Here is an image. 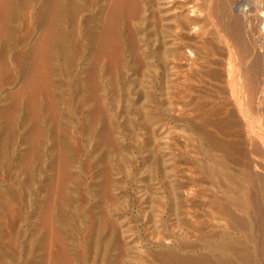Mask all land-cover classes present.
Returning <instances> with one entry per match:
<instances>
[{"label": "bare ground", "instance_id": "obj_1", "mask_svg": "<svg viewBox=\"0 0 264 264\" xmlns=\"http://www.w3.org/2000/svg\"><path fill=\"white\" fill-rule=\"evenodd\" d=\"M248 9L0 0V264H131L115 211L130 181L177 227L157 238L181 254L159 249L154 262L264 264V33ZM176 73L213 98L191 80L196 95L177 99ZM199 208L215 222L195 220Z\"/></svg>", "mask_w": 264, "mask_h": 264}, {"label": "rangeland", "instance_id": "obj_2", "mask_svg": "<svg viewBox=\"0 0 264 264\" xmlns=\"http://www.w3.org/2000/svg\"><path fill=\"white\" fill-rule=\"evenodd\" d=\"M232 1H234L235 3L236 2H240L241 1V3L243 4V5H245V6H247V9H248V6L250 7L251 5H253L254 6V8L256 9V8H258V10H256V12H254L253 13V18H252V20H251V23L250 24H248L249 26H248V28L249 29H252L253 31L254 30H257L256 32H258L259 31V34H263L264 33V27H262L261 26V24H263V22H264V0H262V1H258V0H253V1H255V3H253L252 2V0H243V2H242V0H232ZM262 2V3H261ZM253 3V4H252ZM251 4V5H250ZM256 4V5H255ZM258 5V6H257ZM253 6H251L252 8H253ZM256 6V7H255ZM249 8L248 10H249V12H252V11H254L255 9L253 8ZM259 9H261V10H259ZM247 10V11H248ZM258 11H259V13H258ZM237 11H235V12H233V13H230L228 16H231V17H233V15L235 16L236 14H234V13H236ZM255 15V16H254ZM260 19V20H259ZM259 20V21H258ZM210 20H208V21H206L207 23L206 24H208V26L209 27H207V29H209L210 28V30L209 31H211V29L213 30V26L211 27L210 25H209V22ZM253 21V22H252ZM206 24H205V26H206ZM259 25V26H258ZM243 26H245V25H243ZM256 27V29H255V27ZM264 26V25H263ZM259 29V30H258ZM208 31V33H210V35H213V33H214V30H213V32L211 31V32H209ZM206 32H207V30H206ZM255 32V31H254ZM206 34L204 37H206V36H209V38L211 39L212 37L209 35V34ZM261 34V35H262ZM264 35V34H263ZM206 38H208V37H206ZM263 54V53H262ZM215 55H216V53H215ZM264 56V55H263ZM261 58H262V60H260L261 58H259L258 57V60H260V61H263V57L262 56H260ZM258 64H260L261 65V63H258ZM259 65V66H260ZM177 74V75H176ZM175 75L176 76H178V73H176ZM181 76V75H180ZM180 76H178V77H175V80H176V85H177V87L178 88H176L177 90H179V88L181 87V89H184L183 91L182 90H179V91H177L176 92V98L178 99V97H177V95H179V97L180 98H182V97H184V98H186V99H188V98H190L189 96L190 95H196L197 94V96H199L200 98H204V95L202 94V93H207V91L208 90H206L207 88L210 90V91H208L209 93L208 94H210L211 93V95H212V93H213V90L212 89H210V88H212V86H210L211 84H208L209 82H207V83H205L206 84V88L204 87V83H203V85H201L200 84V82L198 83V82H196V81H198V80H196V81H193L192 79H194V77L192 76H189V79H190V77H191V79H190V81L186 78V77H184V76H182V77H180ZM264 76V75H263ZM177 78V79H176ZM180 79V80H179ZM181 79H183L186 83H184V81L182 82L181 81ZM193 81V83H192V81ZM197 84H196V83ZM178 83V84H177ZM194 84V85H197V86H199V88L197 87V86H193L192 84ZM180 84H182V85H184L183 87L180 85ZM208 85V86H207ZM187 86V87H186ZM201 86V87H200ZM209 86H210V88H209ZM189 87V88H188ZM197 87V88H196ZM203 87L205 88V90H203ZM187 89V91H186V89ZM190 88H196L198 91V93H196V89L194 90L193 89V91H192V89H190ZM203 90L204 92H202L201 93V91L200 90ZM188 90H191L190 92L191 93H189L188 92ZM212 90V91H211ZM182 91V93H180ZM195 91V93L196 94H194V93H192V92H194ZM199 91H200V94H199ZM188 92V93H187ZM186 93V94H185ZM189 94V95H188ZM183 95H188V96H183ZM206 96H210V95H205V97ZM208 97H206L205 99H209ZM179 98V99H180ZM211 98H213L212 96H210V99ZM186 99H180L181 101L183 100H186ZM182 119L180 118V119H178V121H176V125H175V127H176V132L174 131V137H176V139H177V141H179L180 143H182V142H185L186 140H185V138H183V132L181 131V129L182 128H180V127H178L179 125L180 126H182L183 124L180 122ZM180 123V124H179ZM262 126H264V125H262ZM262 126H261V128L260 127H257L259 130H261V131H263L264 130V128H262ZM178 137V138H177ZM182 137V138H181ZM130 138V137H129ZM129 138L127 137L125 140H124V142H125V144H126V147L128 148V149H126V151L128 150L129 152H131V154L133 153V152H135L134 151V149H133V142H132V140H129ZM185 140V141H184ZM176 141V142H177ZM178 142V143H179ZM130 143V144H129ZM131 145V146H130ZM129 147L131 148V150L129 149ZM175 148H177V147H175ZM127 151V152H128ZM178 151V150H177ZM128 152V153H129ZM127 153V154H128ZM130 154V155H131ZM135 154V153H134ZM129 155V154H128ZM179 155V156H178ZM177 161H178V163H179V165L181 164V166H182V163L184 164V161H183V159H182V156H181V153L179 154H177ZM259 158H260V160L262 161V165H263V170H264V153H262V154H258L257 155ZM261 157H262V159H261ZM180 158V159H179ZM182 162V163H181ZM118 174L116 175V177L117 178H121L122 176H121V174H120V172H117ZM127 184V186H124V185H122V190H123V196L124 197H122V199L124 198V203H122L123 202V200L119 203L120 204V206H121V209H120V211L118 210L120 207H119V204H118V206H117V210H116V208H115V211H116V216H118L117 217V221H122L121 223L120 222H118V224L120 223V225L122 224L124 227H125V229H124V227L121 225V228L123 227V230H125V232L124 233H126L125 234V236H126V239L128 240L127 241V243L129 244L128 246H131V248H130V250H129V252L131 251L132 252V254H131V252H130V254L132 255V261H131V264H145V262H146V264H166V263H162V262H160V263H157V262H154L153 260H152V255L153 254H156L157 252L158 253H160V252H164L165 250H166V248L167 247H169V250H170V252H172V253H175L176 254V252L179 250L177 247H175V242L172 240V237L169 235V236H166V238H165V241H161L160 239H158L157 238V236L158 235H161V234H163V233H166L167 231H169L170 229V227L169 226H171V225H174V227H176L175 226V224H173V219H170L171 218V216H168V214L167 213H169L168 211H169V209L168 208H165V209H163V208H161V206L159 207L158 206V201H161V199H157V198H153L154 199V201H156L155 203L157 204V206L159 207H157L156 205V207L154 206V210L151 212V210H150V208L148 207V205H149V203H147L148 202V200L145 198H143V199H141V200H143V202L146 200V202H144V204H146V205H143V202L138 198L139 196L138 195H140V193L138 194V192L137 191H135L133 188L134 187H136V184L135 183H133V182H129V184H128V182L126 183ZM125 184V185H126ZM132 185H134V186H132ZM263 186V187H262ZM264 185H260L259 186V191L261 192V194H263V197H264ZM263 189V190H262ZM262 190V191H261ZM118 192L120 191V190H117ZM154 192L155 190H149L148 191V193H151V192ZM160 192L162 193V191L160 190ZM259 192V193H260ZM160 193V194H161ZM153 195L155 194V192L154 193H152ZM160 194H158V195H160ZM149 195V194H148ZM156 197V196H155ZM140 200V202H138L139 200ZM158 200V201H157ZM154 201H153V203H154ZM123 205H122V204ZM145 208V210H144V208ZM164 206V205H163ZM119 207V208H118ZM165 207V206H164ZM147 208V209H146ZM149 208V209H148ZM197 208V207H196ZM195 208V209H196ZM161 209V210H160ZM168 209V210H167ZM200 209L201 208H199L198 210H197V213H196V215H194V217L196 216V218H194L195 220L197 219V215H199L200 216V214H198V211L199 212H201L202 213V215H204L203 214V210H201L200 211ZM156 210V211H155ZM145 211H147V212H145ZM121 212V213H120ZM144 212H145V214H144ZM160 212V213H159ZM118 214V215H117ZM167 214V215H166ZM207 214V215H206ZM205 214V216H202V217H204L203 218V220H207V217L209 218V219H211V220H209L210 221V223L212 222V221H214L212 218H210V216H209V214L208 213H206ZM121 217H120V216ZM149 215V216H148ZM153 215H155V216H153ZM157 215V216H156ZM148 216V217H147ZM159 216V217H158ZM201 217V216H200ZM261 217H262V219H261ZM260 218L258 217V219H257V221L259 222V224L262 226H264V224H262L263 222H264V217L263 216H261ZM118 218H120L121 220H119ZM151 218V219H150ZM199 218V217H198ZM193 219V222L195 223V220ZM201 220H202V218H200ZM200 219H198L199 221H200ZM154 220H155V222H154ZM157 220H158V222H157ZM192 220V219H191ZM152 221V222H151ZM164 221V222H163ZM186 221H189V219L188 220H186ZM209 221H208V224H209ZM260 221L262 222V223H260ZM191 222V221H190ZM198 221H196V223H197ZM202 222V221H201ZM207 222V221H206ZM205 221L204 222H202L203 224H204V226H205V229H210V225L212 226V227H214V226H217V224H214V222L212 223V224H209V227H208V224L206 223ZM199 223V222H198ZM159 224V225H158ZM170 224V225H169ZM119 225V226H120ZM159 226V227H158ZM204 226H203V228H204ZM262 226V237H264V227ZM153 227H154V229H153ZM173 227V228H174ZM177 228V227H176ZM176 228H175V230H176ZM166 229V230H165ZM127 231V232H126ZM129 233H130V235H129ZM156 234V235H155ZM132 235V237L130 238V236ZM191 236H193L192 234L190 235V234H186V235H184L182 238V242L183 243H188V242H190V238H192ZM129 239H128V238ZM168 237V238H167ZM160 240V241H159ZM186 241V242H185ZM263 242H264V240H263ZM263 246H264V244H263ZM165 248V249H164ZM159 249L160 250H162V251H160L159 252ZM174 249V250H173ZM176 249H177V251H176ZM168 250V248H167V251H169ZM137 253H136V252ZM150 251H151V255H150ZM153 251V252H152ZM156 251V252H155ZM175 251V252H174ZM140 252V253H139ZM182 252H184V251H182ZM147 253H148V255H147ZM178 253H180L181 254V249L179 250V252H177V254ZM185 253V252H184ZM182 254V255H187V254H189L188 252H186L185 254ZM180 254H178V255H180ZM192 254H194V253H192ZM254 254V253H253ZM133 255H134V257H133ZM137 255V256H136ZM262 255H263V253H262ZM135 258H136V260H135ZM149 258V259H148ZM256 258H257V256H256ZM263 258H264V255H263ZM258 259L259 260H261L259 257H258ZM152 261V262H151Z\"/></svg>", "mask_w": 264, "mask_h": 264}]
</instances>
